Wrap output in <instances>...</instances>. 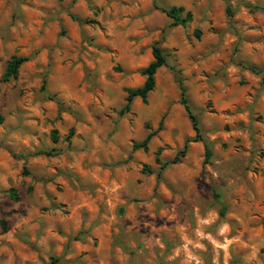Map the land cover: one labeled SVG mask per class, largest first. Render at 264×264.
<instances>
[{
    "label": "rangeland",
    "instance_id": "1",
    "mask_svg": "<svg viewBox=\"0 0 264 264\" xmlns=\"http://www.w3.org/2000/svg\"><path fill=\"white\" fill-rule=\"evenodd\" d=\"M171 7L191 22L170 26ZM153 45L165 65L120 115ZM13 55L0 264H264V0H0V77ZM185 143L156 177L155 152Z\"/></svg>",
    "mask_w": 264,
    "mask_h": 264
},
{
    "label": "trees",
    "instance_id": "2",
    "mask_svg": "<svg viewBox=\"0 0 264 264\" xmlns=\"http://www.w3.org/2000/svg\"><path fill=\"white\" fill-rule=\"evenodd\" d=\"M226 13L230 16L232 15V11L228 6H226ZM164 15L169 19L170 26H184L191 22V14L188 11H184L182 7H171L169 9H165L162 11ZM71 19H74L73 17H70ZM194 35L198 37V32L194 31ZM151 57L152 60L139 71V74L141 77H143V83L141 86L134 88V89H124V92L126 94L124 98V105L119 111L120 115H123L124 113H127L129 111V106L134 98H138L143 104L145 103L146 97L148 93H150L154 88V75L157 72L159 68L165 65V56L163 55L162 51L159 47L156 45H153L151 47ZM27 59L25 57H17V56H10L8 60L5 63L3 73L0 77V82H7L10 79H15L17 76V70L18 68L26 61ZM250 70L256 74H260L261 82L264 84V72L258 71L253 67H250ZM44 83H42L41 88H44ZM179 104L182 106L187 118L189 119L191 123V128L195 134V138L199 137V128L197 126V119L194 114H192L190 107L188 105L187 99L184 95V89L180 88V97H179ZM160 124L158 125L157 129H159ZM153 134L148 133L144 139L139 142L131 145V149L134 150H142L143 152H146L147 150V143L149 139L151 138ZM51 138L53 141H56L55 131L52 132ZM186 149V143L183 145V148L181 151L177 152L175 156L170 160L163 163H159V160L157 158L158 151L154 154V162L159 164V171L156 175V177H159L160 171L164 170L168 165L175 164L178 162V158L182 155L184 150ZM36 154H44L48 155V153L39 152ZM210 151L208 147L204 146V162H208L210 158ZM144 172L149 173L150 171L148 168L144 167ZM8 198L11 201H17L18 198L14 192L13 189H9V192L7 194ZM214 200L220 205L219 215H223L224 207L220 204L218 200V196L216 194L213 195ZM1 227L4 229L5 223L1 221Z\"/></svg>",
    "mask_w": 264,
    "mask_h": 264
}]
</instances>
